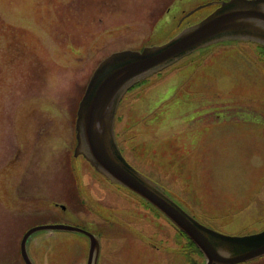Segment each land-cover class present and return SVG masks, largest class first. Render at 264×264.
<instances>
[{"label":"rangeland","instance_id":"obj_1","mask_svg":"<svg viewBox=\"0 0 264 264\" xmlns=\"http://www.w3.org/2000/svg\"><path fill=\"white\" fill-rule=\"evenodd\" d=\"M213 1L221 0H117L113 11L102 5L103 0H0V264L9 246L19 244L25 227L36 220L12 221L11 209L19 214L21 204L27 211L44 206L54 183L59 190L73 180L88 190L94 184L88 163L82 157L74 159L72 150L75 113L96 65L125 47L168 41L216 7L203 6L178 25L185 14ZM259 52L254 43L240 40L201 48L160 77L152 76L141 98L138 90L144 86L127 93L116 112L130 115L127 122L125 118L115 123L118 145L124 148L122 140L131 137L135 154L127 158L134 165L137 157L146 162L188 213L230 237L264 231V55ZM171 86L176 100L202 103L203 119L187 126L180 118L189 115L187 108L180 107L173 111L168 128L169 121L159 127L165 122L161 118L151 132L140 131L149 111L165 113L170 105V99L160 100L155 108L158 98L149 89L160 93ZM191 133L196 134L195 143ZM102 184L106 199L122 206V212H112L121 216V227L137 221L144 235L134 242L128 237L119 240L115 230L109 232L108 242L104 239L106 264H202L167 219H155L138 203L131 208V195ZM65 198L60 191L55 199L66 204ZM97 198L86 194L82 206L77 204L79 211H94ZM198 202L214 207L203 210L205 219ZM151 220L157 231H151ZM129 232L122 231V238ZM154 232L159 236L152 239L151 248L146 238ZM32 238L41 264L56 262L61 254L83 259L86 240L79 233L40 231ZM241 264H264V256Z\"/></svg>","mask_w":264,"mask_h":264},{"label":"water","instance_id":"obj_2","mask_svg":"<svg viewBox=\"0 0 264 264\" xmlns=\"http://www.w3.org/2000/svg\"><path fill=\"white\" fill-rule=\"evenodd\" d=\"M212 4L218 5L213 12L183 28L167 42L140 51L114 52L100 61L78 104L73 155H82L107 180L129 189L158 209L195 244L204 257L203 264H238L264 256V231L230 237L201 225L125 160L114 131L115 114L122 97L146 77L212 44L240 40L264 46V0H227L207 6ZM44 230L85 234L89 238V264L95 262L100 248L98 237L78 227L50 224L33 227L23 236L21 252L26 264H32L25 248L29 237Z\"/></svg>","mask_w":264,"mask_h":264},{"label":"flooded vegetation","instance_id":"obj_3","mask_svg":"<svg viewBox=\"0 0 264 264\" xmlns=\"http://www.w3.org/2000/svg\"><path fill=\"white\" fill-rule=\"evenodd\" d=\"M102 5L109 7L113 11H115L118 8L117 0H103ZM141 48H139V47L137 48L136 46H128V47H125V48L120 49V50H125V49L141 50ZM120 50H118V51H120ZM17 54H21V53L18 52ZM164 74H166V73H164ZM161 75H162V73L161 74L159 73V75L157 74L156 77L157 76L160 77ZM150 78L144 80L141 84H139L138 87L144 86V88L140 87L141 89L138 90V92L140 91L138 93L139 98L142 97L141 91L150 85V83L148 84V80H151ZM175 89H176L175 86H171L165 92L161 91L160 93H158L157 89H149V91L152 90L151 92L155 94V95H153V98L155 96H157V98H158L156 101L153 102L156 104V105H154L155 108L157 107V105L159 103H161L163 101L165 102L167 99H170L168 102V104H170V105L167 106L165 113H164L163 109H161V110L155 109V110L149 111L147 116H145V117L143 116L144 121H141L142 125L139 127L140 131L142 129H147L148 130L147 132H151L152 126L156 124L155 121L158 119H161V118L164 119L165 122L159 123V124H161V125H159V127L165 128L164 124H166L167 121H169V124L166 126L167 127L171 126L173 124L170 121L171 115L173 114L174 110H177V108H180V107H186L187 110L185 111V113L189 114L187 117H182V116L180 117L183 120L184 124L189 125L190 123L195 122V121H192L194 119H203L202 114L204 113L205 109H203L204 107H203L202 103L191 104L189 99L176 100L174 98ZM151 92H149L148 94H150ZM148 94H146V95H148ZM189 95H187V96L190 97ZM189 104L194 106L195 110H193ZM197 105H199V106H197ZM123 108H125V105L123 106ZM124 112H125V110L121 111V114H119V115H118V113H116V115H117L116 121L118 120V123H122L125 118H126V122H127V119L128 120L130 119V115L127 116L128 112L126 113V117L123 114ZM167 114H169V116H166ZM75 118H76V113H75ZM75 118H74V122H75ZM173 118H175V117H173ZM136 124L139 125L140 122H137ZM123 126H126V125H123ZM124 128H126V127H124ZM191 134H194V133H191ZM116 136H117V134H116ZM194 137H196V134H194ZM74 138H75V131H74ZM140 140H141V142L139 143V145H141L143 143L144 138H140ZM122 143H124V148H126V149L121 147V145H119V147H120V150L122 152V155L126 158V160L136 170H138L140 173H142L143 175H145L146 177L151 179L153 182H155L160 188H162L164 190V192L170 198H172L178 205H180L183 208V206L179 203V201L177 200L175 195L173 193L171 195L170 194L171 192L167 191L166 186H164L160 181H158L157 179L154 178L153 174L151 173V170L149 171V169L147 168L148 165L146 162L142 163L141 161H139V158L137 157L136 160H137L138 165L137 164L134 165L127 158L126 155L135 154L134 147L129 146L132 143L131 137H127L126 139H123ZM88 167H89L88 172L90 174H92L93 178H96L94 180L92 179L93 181H91V183L94 182V184L89 187V190L87 189L88 187H86V189H85V187L83 185H79V183L77 181L74 183V180L69 182V183L67 182L65 185H62L61 190H59L54 183V185H53L54 189H52L51 192H47L46 197H45L46 193H43V195H42L43 198L45 197L44 200H47V199L49 200V201H45L46 203L44 206H42V207L39 206L36 210L27 211L24 209V206L22 204L20 206V203H18V206H20L19 209L23 210V212L16 214L17 212L14 211L13 209H11L12 216H13L12 221H14V218L28 219V218L33 217L36 219L34 224L29 225V226L27 225L25 227V231H24L23 235L30 228H32L34 226H38V225H44V224L67 223V224L72 225V226L80 227V228L86 230L87 232L92 233L94 236L99 238L100 248H99V252L97 254V257L95 259V262H93V264H106V259H109V258L106 257V255H105L104 239H106V243H107L108 242L107 237L109 235V232L115 230L116 233L118 234V237L120 238L119 240H122V239H125L128 237L131 240H133L134 242L135 241L141 242L142 239L144 238V235H143V232L141 231L142 228L137 225V224H139L137 221L134 223L133 226H131L129 228L128 227H126V228L121 227L122 223H120L121 216L119 215V213L122 211H119V210H121L122 206L112 202L113 204L119 206V209H118L115 205L111 204L106 199V197H105L106 193L102 188V187H104V184H102V181L107 183V184H111V186H114V188H116L120 193H122L124 195H127V194L131 195L132 196L131 199L134 200V202L131 203V208L133 206V203H138L139 204L138 207H140L141 211L144 208L146 211L151 213V216L154 217L155 219H158L160 217V213L157 209H155L154 207H152L151 205L146 203L141 197H139L136 194L132 193L131 191L127 190L123 186H120L116 183L110 182L109 180L104 178L101 174L96 172L89 165H88ZM70 173H71L70 177H73V173H72L71 169H70ZM80 188H82V190H80ZM60 191H63V196L66 197L65 198L66 204H61L55 199L57 196H59ZM86 194H88L89 198H93L94 196L98 197L97 198L98 203L94 204V205H96V207L94 206V209H95L94 211H87V212L81 211L80 212L79 208L77 207V204L79 206H82V202L85 200ZM83 197H84V200L82 201ZM104 199H105V202H107V203L102 202ZM142 201H144L145 203ZM101 209H105V210L107 209L108 211H101ZM123 210H125V213H127L126 209H123ZM114 211L119 212L118 216L113 214V213H115ZM190 215H192V214H190ZM131 220H129L127 223H129ZM154 223H156V222L151 220V231H153V230L157 231V228L154 227ZM20 230H23V229L20 228ZM125 230H130V232L122 238L121 232L125 231ZM34 235L35 234H32L29 237L30 239L28 240L25 248L27 250L28 256L31 259L32 264H41L40 259H38L37 254L34 253V250H36L38 247V245H35L32 243L34 240V238H32V237H34ZM81 235L86 240V244H85L83 250L81 251V255L83 254V259L80 256L79 260H77V259H75L73 254H61V255H59L58 260L56 262H52L51 260H47L48 262H50L48 264H89V247H90L89 246V238L85 234H81ZM158 236H159V234H157V232L149 234V237L146 236L147 237L146 239L148 241L147 244L149 246H151V248L154 247V245H151V244H153V241H154L152 239H154V238L156 239ZM148 238H150V239H148ZM21 242L22 241L20 240L19 244L9 246L11 248L8 249L4 253V255H7V259L5 262H3L1 264H26L25 260L22 257L23 253L21 252V248H22ZM124 246H126V244Z\"/></svg>","mask_w":264,"mask_h":264},{"label":"crops","instance_id":"obj_4","mask_svg":"<svg viewBox=\"0 0 264 264\" xmlns=\"http://www.w3.org/2000/svg\"><path fill=\"white\" fill-rule=\"evenodd\" d=\"M168 128V127H167ZM195 140H196V137H193L192 138V141H193V143H195ZM199 200V199H198ZM194 204V203H193ZM198 204L200 205V207H201V211H202V214H201V217H203L204 219L206 218V215H205V213L203 212V210L207 213V210H213L214 209V207H212V206H209V207H206L204 204H202V203H200V202H198ZM212 214H215V212H211ZM218 213V212H217Z\"/></svg>","mask_w":264,"mask_h":264},{"label":"trees","instance_id":"obj_5","mask_svg":"<svg viewBox=\"0 0 264 264\" xmlns=\"http://www.w3.org/2000/svg\"><path fill=\"white\" fill-rule=\"evenodd\" d=\"M187 246L191 250V253H193L197 259H200L202 261V257L199 251L196 249V247L193 245L191 241H188Z\"/></svg>","mask_w":264,"mask_h":264}]
</instances>
